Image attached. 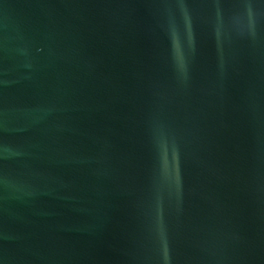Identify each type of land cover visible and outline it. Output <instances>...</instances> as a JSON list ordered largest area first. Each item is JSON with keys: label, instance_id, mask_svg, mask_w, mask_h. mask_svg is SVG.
Listing matches in <instances>:
<instances>
[{"label": "water", "instance_id": "water-1", "mask_svg": "<svg viewBox=\"0 0 264 264\" xmlns=\"http://www.w3.org/2000/svg\"><path fill=\"white\" fill-rule=\"evenodd\" d=\"M0 264H264V0H0Z\"/></svg>", "mask_w": 264, "mask_h": 264}]
</instances>
